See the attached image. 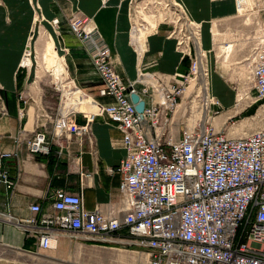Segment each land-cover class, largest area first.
Segmentation results:
<instances>
[{
  "label": "built area",
  "instance_id": "2783aa9c",
  "mask_svg": "<svg viewBox=\"0 0 264 264\" xmlns=\"http://www.w3.org/2000/svg\"><path fill=\"white\" fill-rule=\"evenodd\" d=\"M152 1L156 0L129 3L130 44L139 58L136 80L122 79L97 27L76 11L67 18L68 29L81 42L101 81L98 96L110 101L91 97L95 111L89 113L64 110L70 95L65 94L68 88L55 86L59 102L53 120L54 137L90 139V123L96 117L121 133L125 157L107 172L119 175L122 206L107 213L99 208L87 211L80 195L57 189L47 211L42 212L41 206L34 203L29 206L34 216L12 223L25 228L35 240L36 250L27 251L28 255L55 250L61 232L84 247L120 251L122 248L116 245L124 246L123 251L138 254L135 264H264V0H253L252 8L262 19L263 32L245 60L251 85L245 96L249 105H260L257 118L261 124L235 138L199 121L183 128L174 125V116L190 80L201 72L208 76L210 53L201 46V25L190 20L176 0H163L171 18L178 14L180 18L182 14L184 32L175 35L173 30L168 36L176 37V49L182 59H188V67L186 72L164 74L153 70L156 57L143 63L148 35L141 43H131L132 18L138 2L143 10L156 14ZM235 3L237 6V0ZM34 6L37 19L44 21L39 7ZM48 23L59 34L60 20L53 18ZM169 24L172 23H158L153 33ZM141 28L147 30L148 25ZM187 30L198 37V46L190 41ZM211 39L213 44L212 33ZM27 48L32 59V50L26 47L21 60L27 57ZM67 81L71 90L83 91L69 73ZM131 94H137L144 102L141 114L135 110ZM202 106L211 111L220 102L208 90ZM77 114L84 116L83 125L70 121ZM26 146L30 154H47V132L38 130ZM10 156L1 153L0 161ZM2 184L12 185L6 172L0 169Z\"/></svg>",
  "mask_w": 264,
  "mask_h": 264
},
{
  "label": "crops",
  "instance_id": "0c3cea01",
  "mask_svg": "<svg viewBox=\"0 0 264 264\" xmlns=\"http://www.w3.org/2000/svg\"><path fill=\"white\" fill-rule=\"evenodd\" d=\"M176 1L182 4L190 20L201 25V35L205 28L208 32L215 21L221 24L235 17L238 9L235 0ZM129 3L130 0H51L55 15L47 20L39 0H28L31 20H28L29 30L23 44L30 38L35 21L34 5L39 7L40 14L48 22L58 18L59 34L47 21L42 23L47 25L57 52L64 56L70 77L86 94L101 102H109V98L98 96L101 81L95 74L81 42L69 31L67 18L71 12L80 11L91 19L109 48L117 73L126 82L134 81L137 72L135 55L128 42L131 24ZM0 4L3 5V2L0 1ZM10 15L6 16L9 30L13 27ZM168 32L167 27L163 25L155 33L148 35L143 63H148L156 57L157 65L153 70L164 74L186 72L188 64L182 63V55L176 49V37H169ZM10 34L0 40V154H11L10 157L1 159L0 169L6 172L12 183L10 187L0 185V264H24L30 256L27 251L36 250L35 240L28 236L25 228L16 227L12 223L13 220L23 221L34 216L29 210V206L34 203L41 206L42 212L47 211L57 189L80 195L83 208L87 211L97 208L104 213L117 211L122 206L118 191L120 178L118 174H109L107 169L120 164L125 157V150L121 145V133L100 117L90 123V139L68 135L54 137V122L49 129L39 127L42 123L37 115V103L31 105L24 103L25 99H20L22 93L26 92L34 81L35 70L32 71V64L30 67H20L19 57L14 59L12 65H8L6 46L12 39ZM202 48L210 53L209 73L222 83L225 90H229L216 70L214 45L212 39L210 43L209 35L207 45ZM158 53L160 56H157ZM136 88L140 90L141 86L137 85ZM29 91L33 94L31 89ZM232 104L233 100L230 99L224 107L228 109ZM30 106L35 109L32 127L28 114ZM72 120L77 125L85 123L82 114H77L70 119ZM38 130L47 132V154H30L26 146ZM73 242L67 234L60 232L57 248L40 254L47 255L58 249L71 250L77 245L84 248L82 243Z\"/></svg>",
  "mask_w": 264,
  "mask_h": 264
},
{
  "label": "rangeland",
  "instance_id": "374dc122",
  "mask_svg": "<svg viewBox=\"0 0 264 264\" xmlns=\"http://www.w3.org/2000/svg\"><path fill=\"white\" fill-rule=\"evenodd\" d=\"M0 1L3 2V5L0 4V40L6 34L9 35L10 33L12 38L6 46V52L9 56L8 65H12L14 59H17L18 57L20 58L22 67H26L23 65V62H26L28 65L30 63L32 64V71L35 70L34 83L32 82L31 85H29L30 88H27V91L22 93V97L25 99L24 101L26 103L31 105H35V102L37 103V115L40 116L41 123L44 127L49 129L55 118L59 102V93L55 90V86L57 85L58 88L61 89V87H63L62 84L68 82L66 76H62L60 79L57 78L56 75L53 74L51 64L49 65L46 63L49 56H51L54 51L57 52L56 46L49 34L47 25L42 23L49 20L50 16L55 15L51 0H39L43 9V14L47 20L44 19L42 15L44 21L41 22L40 19H37V15L35 14L36 19L30 31V38L26 40L27 42L25 45L23 43L29 30L28 20H31V10L28 5V0ZM159 2L161 3L158 4ZM152 3H155L156 14L146 12L143 10V5L138 2L134 16L138 17V19H141L146 23V25H148V33H152V29L150 24L144 20V17H153L159 13H165L168 11L163 0L152 1ZM237 4L238 9L235 17L222 22L221 24L217 21H215L217 24H214L215 22L213 23L217 26L219 32V40L217 41L218 45L216 48L214 47L215 67L219 77L228 86L229 90H225L222 83H220L217 78H213L212 74L209 73L206 77L208 84L207 89L210 90L211 95L220 102V106L212 109L211 111L204 109L202 106V97L197 96L198 93H201V91H197L200 87L199 81L195 90H191L192 88H190L187 92H185L184 103L180 106L179 111L176 114V120L174 122L176 127L183 128L185 125L188 126L193 120H195L196 123L199 121L201 124H211L216 130L222 131L229 137L235 138L242 136L244 133L253 131L261 124L260 119L257 118L260 105H249V101L247 100L248 102L244 104V106L239 107L237 106V97L238 94L243 93L246 89L249 90L251 86L247 80L249 77V68H247L248 62L245 60L248 57L251 47L256 43L257 39H262V19L258 14H256L255 8H252L253 0H238ZM9 14H11L9 18L13 20V27L11 30L7 27L8 23L6 21V16H9ZM134 17L132 18V21ZM162 21L176 25L175 28L172 24L166 25L169 32L174 30L175 35H178L179 31L180 33L184 32L185 26L183 25L184 20L182 18V14H180V18L179 14L175 15L174 18L168 16L166 20H160L159 23ZM213 24H211L212 27L210 28L212 38L214 39ZM218 24L221 25L220 29ZM210 28L208 29V32L207 28H205L202 31V35L200 34L202 38V46L207 45L208 35L211 43ZM189 33L192 32L189 31ZM132 37L133 31L131 33V39ZM138 38L139 35H137L136 39ZM128 42L129 46L132 47L130 44V36ZM0 45H2V42ZM26 47L31 48L34 55V62H32L31 57H29V48H27L26 51L27 57H25V61L21 60L23 49L25 50ZM1 49L2 48L0 46V50ZM217 53L221 54V56L217 57ZM58 55L59 58L63 57L60 54ZM30 89L33 94L30 93ZM230 99L233 100V104L231 107L226 109L224 104ZM202 112L203 117L205 118L203 121H201ZM34 113V107L30 106L28 114L31 127L34 121ZM75 241L76 240H74V242ZM77 242L80 241L77 240ZM116 247L122 248V250L113 251L92 246L80 248L77 245L71 250L58 249L47 255H30L24 264H135L136 260H138V254L123 251L126 247L121 245H116ZM129 249L136 250L135 248ZM126 257H128V260H126Z\"/></svg>",
  "mask_w": 264,
  "mask_h": 264
},
{
  "label": "bare ground",
  "instance_id": "6f19581e",
  "mask_svg": "<svg viewBox=\"0 0 264 264\" xmlns=\"http://www.w3.org/2000/svg\"><path fill=\"white\" fill-rule=\"evenodd\" d=\"M161 2H159L158 4H160ZM142 9V8H141ZM169 12L166 11L165 13H159L156 16H145L144 20H146L152 29V33L155 31L157 24L159 23L160 20H166L168 18ZM140 21V22H139ZM143 23V24H142ZM145 22H143L141 19H138V17H134L133 19V37H132V44H135L137 41H140V43L142 42L143 38L145 37V35H151L152 33H148L147 31H149V29L144 30L142 27V25L145 26ZM154 29H153V28ZM137 28V30H136ZM148 33V34H147ZM218 28L217 26H213V42H214V47H217V41L219 40V34H218ZM137 35H139V38L136 39ZM188 38L190 39V41L193 42V44L197 45L199 44V40L198 37L193 34V33H189L188 34ZM136 39V40H135ZM220 45V44H219ZM132 48V47H131ZM141 49H143L142 45H141ZM219 49V48H218ZM53 50V49H52ZM133 53L135 55V60H136V72H137V64H138V55H137V51L132 48ZM59 53L54 51L53 54L51 56H49V58L46 60L47 64H51L52 66V70H53V74L56 75L57 78H61L62 76H66V78L68 79V72L66 70V61L64 56L62 58H59ZM221 54L217 53V57H220ZM61 59V60H59ZM25 61V60H24ZM27 61V60H26ZM23 62V61H22ZM23 65L26 67H30L31 63L28 65L26 62H23ZM39 74V72H38ZM41 78V76H40ZM250 77L247 78V80L249 81ZM200 81V87L197 89V91H201V93H198L197 96H201L202 98V102L207 101V97H208V89H207V79H206V73L205 72H201L199 73L195 78H192L190 80V83L188 85V87L186 88L185 92H187L190 88H192L191 90H195L196 85L198 84V82ZM62 86L66 89L65 91H67L65 94L69 95V98L66 100L65 105H64V110H77V111H82V112H94L95 108L94 106L91 104V96L89 94H86L84 91L81 92H77V91H73L71 90V86L70 84L64 83L62 84ZM64 90V89H63ZM247 89L243 92L238 94L237 97V106H244V104H246L247 101V96H245L247 94ZM185 94V93H184ZM196 96V97H197ZM184 97H183V102L178 106L176 114L179 111L180 106L184 103ZM248 106V105H247ZM176 114L174 116V122H175V118H176ZM201 121L205 120V118L203 117V112L201 115ZM195 122V120H193L191 122V124L189 126H191L193 123Z\"/></svg>",
  "mask_w": 264,
  "mask_h": 264
},
{
  "label": "water",
  "instance_id": "95a60500",
  "mask_svg": "<svg viewBox=\"0 0 264 264\" xmlns=\"http://www.w3.org/2000/svg\"><path fill=\"white\" fill-rule=\"evenodd\" d=\"M130 99L132 103L135 104V110L141 114L144 109V102L140 100L139 96L137 94H131Z\"/></svg>",
  "mask_w": 264,
  "mask_h": 264
},
{
  "label": "trees",
  "instance_id": "16d2710c",
  "mask_svg": "<svg viewBox=\"0 0 264 264\" xmlns=\"http://www.w3.org/2000/svg\"><path fill=\"white\" fill-rule=\"evenodd\" d=\"M32 59H33V52H32ZM182 63L183 64H188V59L187 58H183L182 59Z\"/></svg>",
  "mask_w": 264,
  "mask_h": 264
}]
</instances>
